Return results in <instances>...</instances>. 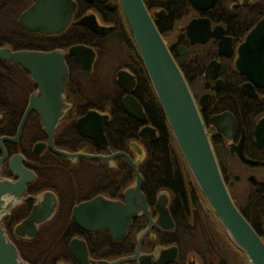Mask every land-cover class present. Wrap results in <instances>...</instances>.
Here are the masks:
<instances>
[{
    "label": "flooded vegetation",
    "instance_id": "af4514ba",
    "mask_svg": "<svg viewBox=\"0 0 264 264\" xmlns=\"http://www.w3.org/2000/svg\"><path fill=\"white\" fill-rule=\"evenodd\" d=\"M70 1L73 9L59 33L46 35L27 31L32 41L29 48L0 46L11 51L60 50L55 62L65 65L64 73L62 66L53 67L49 65L51 61L39 60L32 62L29 71L18 62L0 59V177L18 180L16 168L20 166L23 169L20 176L25 180L20 199L8 209L0 226L19 256L22 258L20 251L25 250L29 255L38 254L32 262L81 264L70 248V240L76 239L81 243L77 251L81 256L86 255L87 262L131 257L138 243L135 257L118 264H248L245 254L229 240L217 222L177 147L170 146L174 153L169 147L171 162L167 185L148 199L141 188L142 176L137 168L142 149L135 141L129 142L132 150L129 154L125 150L109 149L106 137L107 145L101 148L90 137L78 133L76 120L88 111H96L107 116L103 128L105 136L104 129L110 119L108 106L115 96V86L119 88V105L125 94L115 80L119 70L133 76L131 95L139 104L144 121L126 115L120 105L122 113L140 124L137 132L144 125L152 126L145 122L143 107L133 96L136 70L141 72L143 65L119 0ZM142 2L188 86L233 205L264 243V148L256 145L253 135L254 126L264 117V75L256 74L254 83L235 67L239 44L264 16V0H194L198 8L185 0L187 10L179 0ZM32 3L33 0H29L18 12L16 23L18 15ZM81 19L95 23L98 29L78 23ZM191 20L198 21L193 23V28L201 41L190 44L185 28ZM59 35V41L53 45L52 38ZM73 45L91 50L89 69H84L75 56L67 52ZM210 62H213L210 68L215 74L213 78L204 76ZM231 89L236 93L230 92ZM48 91L54 92L52 101L45 99ZM34 93L41 99L37 105H55L63 112L50 138L55 149L69 154L103 156L119 151L136 162L141 176L139 190L147 213L130 218L128 229L110 235L106 229L84 230L74 223L71 217L74 205L97 195L123 201L122 192L133 182L134 176L122 156L106 161L104 166L94 158H67L53 151L42 129L41 116L35 110L28 111L16 136L28 98ZM201 96L203 106L199 103ZM64 105H67L65 110ZM220 114H225L227 122L234 121L232 130L220 131L208 123L210 118ZM174 157L181 173L184 201L173 182ZM119 159L132 178L115 196H110L102 188L112 185L106 176L115 171ZM42 193L55 198L54 205L47 203L41 212L48 214L53 207L48 219L35 224L32 236H28L29 231L25 229L16 235L15 227L28 216Z\"/></svg>",
    "mask_w": 264,
    "mask_h": 264
},
{
    "label": "water",
    "instance_id": "95a60500",
    "mask_svg": "<svg viewBox=\"0 0 264 264\" xmlns=\"http://www.w3.org/2000/svg\"><path fill=\"white\" fill-rule=\"evenodd\" d=\"M188 1L191 5H194V0ZM119 3L144 72L191 178L229 240L245 254L248 264H264V243L233 205L221 179L209 139L188 86L147 13L142 0H119ZM194 6L200 7L197 4ZM72 9L73 3L70 0H33V3L18 15L17 23L22 29L29 32L46 35L57 34L64 29ZM195 21L197 20L189 21L185 28L190 44L201 41L196 38L198 34L194 32L193 23ZM78 23L86 24L93 30L98 29L94 25L95 23L89 24L82 19ZM99 30L102 31L101 28ZM67 52L74 55L84 69H89L92 57L90 49L83 45H73L68 47ZM60 53V50L50 52L11 51L8 47H0V59L18 62L29 71H31L33 61L45 60L51 61L52 63L49 65L53 67L62 66L65 73V65L55 62ZM82 58H84V61ZM212 65L213 62L207 65L204 72L205 77H214L215 74L210 69ZM235 67L253 82L256 74L264 75V16L249 30L244 41L239 44ZM115 80L125 93L120 102L122 111L137 121L143 122L144 114L131 95L134 84L133 76L124 70H119L116 73ZM54 98V92L48 91V96L45 99H51L52 101ZM40 100H38L37 93L29 96L16 136L19 134L28 111L35 110L41 116L42 129L47 134L49 146L53 151L67 158L76 156L94 158L104 166L107 165L106 161L122 156L134 176L133 182L122 192L123 201L97 195L92 199L74 205L71 210L74 223L84 230L106 229L110 235L113 232L121 233L128 229L130 218L139 213H147L143 195L139 190L141 176L136 169V162L131 160L127 154L119 151L103 156L81 152L69 154L55 149L50 138L63 112L58 111V107L55 105H37L36 103ZM199 103L203 106L202 96ZM63 108L65 110L67 105H64ZM106 122V115H100L96 111L95 113L94 111H88L76 120L75 127L81 136L90 137L94 140L96 146L104 148L107 145L103 134ZM208 123L220 131L224 129L230 131L234 126L233 120L226 121L225 114L213 116L208 120ZM225 135L227 136V134ZM253 135L256 145L264 148V117L259 119L254 126ZM137 136L150 140L156 137L154 129L147 125L140 128ZM170 152L174 153L172 147H170ZM173 162L175 166L173 182L184 201L185 193L181 173L175 157ZM16 170V175L19 177L16 181L0 177V220L7 215L8 209L20 199V194L24 189L25 180L20 176L23 174V169L19 166ZM37 198V204L33 206L28 216L15 227L14 232L16 235L19 234V231L25 229L29 231L28 236H32L35 231V224L44 221L51 213L53 207L48 210V214H42L41 212L47 203L54 205L55 198L49 193H42ZM78 244H81L80 241L70 240L71 252L75 259L81 260V264H118L121 261L133 259L138 252L137 243L135 253L131 257L119 258L109 262H87L86 255L81 256L77 251ZM0 264H28L19 256L17 249L7 238L1 226Z\"/></svg>",
    "mask_w": 264,
    "mask_h": 264
},
{
    "label": "trees",
    "instance_id": "16d2710c",
    "mask_svg": "<svg viewBox=\"0 0 264 264\" xmlns=\"http://www.w3.org/2000/svg\"><path fill=\"white\" fill-rule=\"evenodd\" d=\"M29 0H3L0 3V46H9L11 49L29 48L32 41L29 39L27 31L22 30L16 23L18 12L23 9ZM184 4L182 8L187 10L185 0H179ZM60 35L52 38L54 45L59 41ZM139 61V59H138ZM140 64V63H139ZM141 66V64H140ZM136 75V84L133 90V96L142 105L146 116V123L154 127L157 137L155 140L139 138L136 135L140 124L134 119L125 116L119 105V88L115 86V96L108 106L109 122L104 133L107 139L108 147L111 150H125L131 154L129 142L135 141L142 149V154L138 157V171L142 176V190L144 194L151 199L153 193L167 185L170 178V153L169 147L176 148V144L171 135L170 129L165 121L159 103L151 88L143 68ZM230 92L236 93L235 90ZM120 162V163H119ZM132 176L121 159L116 163L114 172L106 176L107 180L113 182L108 188H102L105 194L115 196L118 190H121ZM23 259L30 264H43V262H32L33 258L38 257L29 255L25 250L20 251ZM44 257V254H40Z\"/></svg>",
    "mask_w": 264,
    "mask_h": 264
},
{
    "label": "bare ground",
    "instance_id": "6f19581e",
    "mask_svg": "<svg viewBox=\"0 0 264 264\" xmlns=\"http://www.w3.org/2000/svg\"><path fill=\"white\" fill-rule=\"evenodd\" d=\"M213 147V146H212ZM143 183V182H142Z\"/></svg>",
    "mask_w": 264,
    "mask_h": 264
}]
</instances>
